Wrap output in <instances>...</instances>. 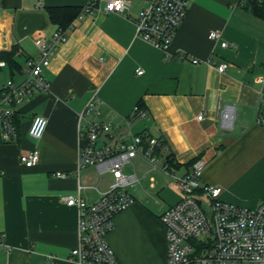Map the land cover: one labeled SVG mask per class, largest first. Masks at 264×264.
Here are the masks:
<instances>
[{
    "label": "crops",
    "instance_id": "0c3cea01",
    "mask_svg": "<svg viewBox=\"0 0 264 264\" xmlns=\"http://www.w3.org/2000/svg\"><path fill=\"white\" fill-rule=\"evenodd\" d=\"M91 1L0 0V56L15 49L21 67H0V90L9 80L26 79L29 62L39 55L36 41L56 32L48 8H85ZM93 1L103 9L108 0ZM128 1L124 15L98 11L77 21L44 70L50 91L17 106L19 132L11 142L0 133V264H47L50 257L55 264H77L71 252L79 243L78 211L62 196L78 197L81 187L80 196L95 204L115 182L109 171L78 168L80 115L90 101L99 114L89 120L120 124L118 140L140 133L162 139L161 160L172 156L176 177L203 160L202 183L220 187L221 200L247 209L264 202V187H256L257 176H264V126L257 124L264 100V19L245 0H185L187 16L165 54L137 36L144 3ZM213 31L232 46L210 40ZM208 60L227 63L226 72ZM141 101L147 115L135 118ZM35 116L48 119L40 141L29 135ZM34 149L40 162L28 168L20 157ZM124 174L136 177L127 187L134 202L115 217L107 242L118 264H169L161 217L182 193L165 185L162 176L170 174L141 157Z\"/></svg>",
    "mask_w": 264,
    "mask_h": 264
},
{
    "label": "built area",
    "instance_id": "2783aa9c",
    "mask_svg": "<svg viewBox=\"0 0 264 264\" xmlns=\"http://www.w3.org/2000/svg\"><path fill=\"white\" fill-rule=\"evenodd\" d=\"M144 7L136 20L137 36L144 42L168 53L179 27L183 24L188 5L185 0H141ZM131 7L128 0H108L103 9L95 1L85 7V13L74 21L67 31L56 30L49 38L36 41L39 55L29 62L26 79L21 83L9 80L0 90V133L4 142H11L19 132L16 122L18 105L30 100L36 93H48L50 83L44 70L50 68L59 48L67 41L68 33L85 15L103 11L105 14H126ZM210 40L220 42L222 48L232 45L222 41L221 33L213 31ZM193 63L198 64V60ZM219 73H225L228 64H215ZM4 61L0 67H5ZM139 75L143 71L138 72ZM257 115V124L264 126V100ZM96 103L90 101L80 115L78 168L95 166L113 174L114 184L102 194L95 204H88L81 196L63 195L62 200L78 211V246L71 252L77 264H118L107 242L114 229V219L125 211L134 198L127 187L136 181L135 176L124 174V168L137 157L147 160L154 169L172 175L182 193L181 200L166 210L161 219L166 228L169 264H264V202L247 209L221 200L222 189L202 183L205 161L193 163L189 173L176 177L162 153L166 146L149 134H135L129 140H118L114 132L120 124L89 120L98 115ZM146 112L136 107L133 117H146ZM203 119V115L198 117ZM48 119L35 116L29 135L33 140L43 139ZM161 153V154H160ZM20 161L28 168L40 162V151L23 154ZM58 177L66 175L58 173ZM47 264H55L50 258Z\"/></svg>",
    "mask_w": 264,
    "mask_h": 264
},
{
    "label": "trees",
    "instance_id": "16d2710c",
    "mask_svg": "<svg viewBox=\"0 0 264 264\" xmlns=\"http://www.w3.org/2000/svg\"><path fill=\"white\" fill-rule=\"evenodd\" d=\"M245 1L250 6V8L252 9L253 13L256 16L264 19V0H245ZM47 13L50 18V21L55 26H57V30L67 31L71 28L74 21L85 13V8L75 7V6L50 7L47 9ZM16 53L17 51L14 49L12 52L2 53L0 56V62L4 61L6 63V66H8L12 70V72L21 70L20 65L15 60ZM138 107L142 111L146 112L145 105L142 101L138 104ZM16 122L19 125L18 118H16ZM144 134L145 133H140V135H144ZM159 140L162 141L165 145V142L162 139ZM166 162L170 165V168L177 167V165L174 163L172 156H168L166 158Z\"/></svg>",
    "mask_w": 264,
    "mask_h": 264
},
{
    "label": "rangeland",
    "instance_id": "374dc122",
    "mask_svg": "<svg viewBox=\"0 0 264 264\" xmlns=\"http://www.w3.org/2000/svg\"><path fill=\"white\" fill-rule=\"evenodd\" d=\"M157 173H159V172H153V174L154 175H156ZM175 173V172H174ZM176 174V173H175ZM262 173H260V175L259 176H257L258 178H261L262 180L259 182V183H257V188H258V190H261V188H263L264 187V176H262L261 175ZM263 175H264V173H263ZM178 176V175H177ZM162 180L164 181V183H165V185H169V184H174V185H176V183H175V179H174V177L171 175V177H167V176H162ZM150 181V179H149V177L146 179V182L148 183Z\"/></svg>",
    "mask_w": 264,
    "mask_h": 264
}]
</instances>
